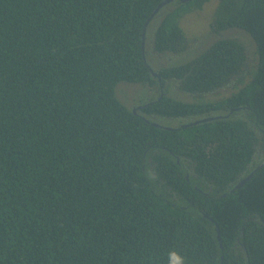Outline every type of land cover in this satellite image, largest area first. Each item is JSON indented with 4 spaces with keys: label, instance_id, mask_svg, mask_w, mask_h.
<instances>
[{
    "label": "trees",
    "instance_id": "1",
    "mask_svg": "<svg viewBox=\"0 0 264 264\" xmlns=\"http://www.w3.org/2000/svg\"><path fill=\"white\" fill-rule=\"evenodd\" d=\"M162 1L0 0V264H264V0H218L210 45L153 68L208 0L164 5L143 56ZM150 67L135 113L115 89Z\"/></svg>",
    "mask_w": 264,
    "mask_h": 264
},
{
    "label": "rangeland",
    "instance_id": "2",
    "mask_svg": "<svg viewBox=\"0 0 264 264\" xmlns=\"http://www.w3.org/2000/svg\"><path fill=\"white\" fill-rule=\"evenodd\" d=\"M218 0H208L201 9L192 10L182 16L180 19V26L183 29L185 37L188 39L187 50L180 55L176 56H163L154 57L155 54L152 50L148 55L149 61L153 68L160 65H167L169 63H178L184 59H191L193 56L202 52L210 43L215 39L216 35L212 32V19L213 12L217 5ZM241 33V32H240ZM237 36L241 41H243L247 47L248 53V65L244 69V72L240 74V77H244L243 80L246 82L249 79V71L256 65V45L252 37L247 32H242L243 35L239 36L238 32L231 33ZM255 49V50H254ZM160 55V54H158ZM242 79V78H241ZM236 80L231 83L215 90L210 95H206L207 98L211 100H218L235 90L233 86H240ZM116 95L118 99L126 105L128 108L134 107L135 105H141L149 98H154L158 95V90L154 86L152 89L148 84H132L120 82L116 86ZM184 96V95H181ZM177 123V121H174ZM178 124V123H177ZM264 156V146L258 147L256 149L255 160Z\"/></svg>",
    "mask_w": 264,
    "mask_h": 264
},
{
    "label": "water",
    "instance_id": "3",
    "mask_svg": "<svg viewBox=\"0 0 264 264\" xmlns=\"http://www.w3.org/2000/svg\"><path fill=\"white\" fill-rule=\"evenodd\" d=\"M173 0H164L162 1L158 6L157 8L153 11V13L151 14L150 18L146 21L145 25H144V30H143V34H142V50H143V56H145V42H146V31H147V26H148V23L151 21V19H153V17L160 11V9L166 5V4H169L171 3ZM179 3H185L189 0H177ZM145 62L146 59H144ZM150 69V73L152 74V76L154 77H157L158 79V82L159 84L161 83V78L159 76V74L157 72H155L152 67L149 68ZM142 106V105H140ZM133 112L136 113V110L133 108L132 109ZM219 115H213V116H205V117H201V118H197L193 121H189L187 123H181L178 127H187V126H192V125H196V124H199L201 122H205V121H209V120H213L215 118H218ZM144 120L146 121H149L151 123H153L154 125H158V123L156 121H151L150 119L146 118V117H143ZM164 128H168V129H172V127L170 126H163V125H160ZM177 127V128H178ZM177 161H179V159L177 158ZM261 164L258 165V167H260ZM255 169H253L248 175H246L245 177L239 179V181L234 185V188H238V187H241L252 175H253V172H254ZM233 190V189H232ZM205 217H208V215L205 214ZM218 231V230H217ZM218 238L220 239V236H219V231H218ZM220 245H221V242H220Z\"/></svg>",
    "mask_w": 264,
    "mask_h": 264
},
{
    "label": "clouds",
    "instance_id": "4",
    "mask_svg": "<svg viewBox=\"0 0 264 264\" xmlns=\"http://www.w3.org/2000/svg\"><path fill=\"white\" fill-rule=\"evenodd\" d=\"M169 264H185L184 258L176 251H170L168 254Z\"/></svg>",
    "mask_w": 264,
    "mask_h": 264
},
{
    "label": "flooded vegetation",
    "instance_id": "5",
    "mask_svg": "<svg viewBox=\"0 0 264 264\" xmlns=\"http://www.w3.org/2000/svg\"><path fill=\"white\" fill-rule=\"evenodd\" d=\"M158 85L160 86V87L158 88V95L161 96V93H163V92H161V91H163L162 83H160V84H158ZM158 95H157V96H158ZM154 100H155V99H154ZM133 108H134L136 111H137V110L140 111L141 106H140V105H135ZM193 120H195V118H192V119L188 120L187 122H189V121H193ZM187 122H186V123H187ZM263 157H264V156H263ZM263 157L258 158V161L261 160Z\"/></svg>",
    "mask_w": 264,
    "mask_h": 264
}]
</instances>
